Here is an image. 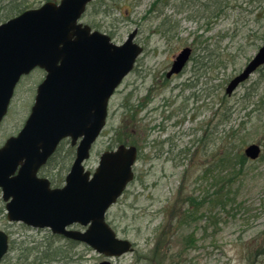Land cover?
I'll return each mask as SVG.
<instances>
[{
  "label": "rangeland",
  "instance_id": "rangeland-1",
  "mask_svg": "<svg viewBox=\"0 0 264 264\" xmlns=\"http://www.w3.org/2000/svg\"><path fill=\"white\" fill-rule=\"evenodd\" d=\"M17 1L31 10L60 0ZM201 1L93 0L81 18L117 45L136 31L135 43L143 48L110 99L107 126L84 165L93 171L102 152L120 145L138 149L134 180L106 216L118 237L133 244V252L113 264H264V69L232 95L225 93L264 42V0H224L221 17L212 20ZM259 2L261 10L255 8ZM184 47L193 49V64L204 50L216 55L212 69L198 74L190 63L167 79L173 56ZM44 77L35 69L17 84L0 125V147L22 129ZM251 144L261 147L260 158L240 163ZM74 153L63 142L43 173L59 184ZM0 229L10 236L1 264L106 260L48 229L8 222L5 209ZM47 248L67 252L71 261L34 259Z\"/></svg>",
  "mask_w": 264,
  "mask_h": 264
},
{
  "label": "water",
  "instance_id": "water-1",
  "mask_svg": "<svg viewBox=\"0 0 264 264\" xmlns=\"http://www.w3.org/2000/svg\"><path fill=\"white\" fill-rule=\"evenodd\" d=\"M91 0L46 2L0 23V124L8 112L15 88L24 75L39 68L45 78L38 84L28 118L16 136L0 147V190L8 222L47 228L51 234L85 243L112 264L132 252V243L120 239L105 220L134 177L135 146L105 151L91 172L84 168L92 145L108 117L110 98L132 71L143 48L136 31L122 44L80 22ZM190 48L175 56L171 70L182 72ZM264 64V45L247 67L228 84L232 94L239 84ZM71 138L76 156L61 188L38 177L39 169L63 139ZM245 156L256 160L259 145L246 147ZM73 224L84 231L69 229ZM9 237L0 229V262L7 254Z\"/></svg>",
  "mask_w": 264,
  "mask_h": 264
},
{
  "label": "flooded vegetation",
  "instance_id": "flooded-vegetation-1",
  "mask_svg": "<svg viewBox=\"0 0 264 264\" xmlns=\"http://www.w3.org/2000/svg\"><path fill=\"white\" fill-rule=\"evenodd\" d=\"M201 3H202V6H203V8L204 9H206V10H210V13H211V15L209 16V18L212 20L213 18L214 19H218V17L220 16L221 17V8L222 7H224V6H221L222 4H224L225 2H224V0H223V3L220 1V0H206V1H201ZM257 5H259V6H255V8H258L259 10H261V8H262V6H263V3H261V2H259ZM254 8V7H253ZM264 28V27H263ZM264 45V42H263V44L261 45V46H259L258 48H257V50H256V52L254 53V56L249 60V61H247V63L245 64V66H244V68L242 69V70H240L238 73H237V75L238 74H240L246 67H247V64L257 55V51L262 47ZM185 48V47H184ZM183 48V49H184ZM190 49H191V55H190V58H189V61L186 63V65L183 67V70H182V72L181 73H179V74H183V71L184 70H186L187 69V66L191 63V64H193V62H194V56H193V49L191 48V47H189ZM182 51V50H181ZM180 51V52H181ZM205 51V55H207V50H204ZM178 54V53H177ZM176 54V55H177ZM176 55H174L173 56V60H172V63H173V61H174V59H175V56ZM204 55V58H201L202 59V61H200L199 59H195V63L193 64V66H195L196 67V69L198 70V74H201L202 72H206V71H210V69H212V67L210 66V64L212 65V63H211V61H212V59L213 58H215V56L216 55H214V54H211L212 56H214V57H211V55H207V56H205ZM207 57V59H208V61H206L205 60V58ZM138 60V59H137ZM136 63H137V61H136ZM136 63H135V65H136ZM172 63H171V65H170V70H171V66H172ZM135 65H134V67H135ZM220 66V65H219ZM134 67H133V69H134ZM133 69H132V71H133ZM223 69H224V67H223ZM262 69H264V64L263 65H261V66H259L258 67V69L256 70V71H254L252 74H254V73H256V72H258L259 70H262ZM169 70V71H170ZM131 71V72H132ZM169 71H167L166 72V74H165V76H166V78L167 79H170V78H173V76H176V75H179V74H173V76H171L170 78H168L167 77V73L169 72ZM130 72V73H131ZM252 74H251V76H252ZM193 75L195 76L196 74L193 72ZM236 75V76H237ZM201 76V75H200ZM204 76V75H203ZM235 76V77H236ZM250 76V77H251ZM234 77V78H235ZM249 77V78H250ZM248 78V79H249ZM232 80V79H231ZM230 80V81H231ZM229 81V82H230ZM248 81V80H247ZM247 81H245V82H247ZM228 82V83H229ZM245 82H243V83H241V84H244ZM241 84H239L238 85V87L241 85ZM227 87V86H226ZM227 89V88H226ZM237 90V89H236ZM235 90V91H236ZM234 91V92H235ZM225 92H226V90H225ZM233 92V93H234ZM232 93V94H233ZM232 94H230V95H232ZM226 95H228V94H226ZM230 95H228V96H230ZM66 141H68L69 142V148H71V149H76V147H74V146H72V144H71V142H70V139H65V140H63V141H61L60 142V144H59V146L63 143V142H66ZM59 146H58V149H59ZM57 152L58 151H56L54 154H53V156H51L50 158H52V157H54L56 154H57ZM75 154V153H74ZM75 156V155H74ZM49 158V159H50ZM75 159V158H74ZM52 161V160H51ZM74 161V160H73ZM46 166H48V165H46ZM46 166H44V167H42V168H40V171H39V176L40 177H43V178H49L48 177V175H46V174H44L43 173V169L46 167ZM67 174V173H66ZM64 178H65V176L61 179L62 181L59 183V184H57L56 182L55 183H53V180L51 179L50 181H51V186L52 187H61L63 184H64V182H65V180H64ZM49 180V179H48Z\"/></svg>",
  "mask_w": 264,
  "mask_h": 264
},
{
  "label": "trees",
  "instance_id": "trees-1",
  "mask_svg": "<svg viewBox=\"0 0 264 264\" xmlns=\"http://www.w3.org/2000/svg\"><path fill=\"white\" fill-rule=\"evenodd\" d=\"M0 3L2 5V7L0 8V10L2 11V13H0V21H4V20H8L10 19V17H13L15 15H19L21 14V12H23L24 10H26L25 8V4L24 3H18L17 0H0ZM240 163H243V159L245 158L244 155L240 154ZM224 159V158H223ZM51 160L53 161V157L51 158ZM51 161V162H52ZM222 161V158H221ZM236 170H233V172H235ZM53 180V183H55V181L57 180ZM59 180H61V178H59ZM62 181V180H61ZM4 214V207L0 208V215ZM69 241V243L72 245V247H74V245H78L79 243L77 242H73L71 240H67ZM39 253V255H35V260H41V258L43 257L46 261H51V262H56V261H61V262H70L71 258L68 257L67 252H65L66 255H61L60 251L58 252L56 249L50 250L48 251L47 249H44L42 251H38L37 254ZM44 255V256H42ZM41 256V257H40Z\"/></svg>",
  "mask_w": 264,
  "mask_h": 264
}]
</instances>
